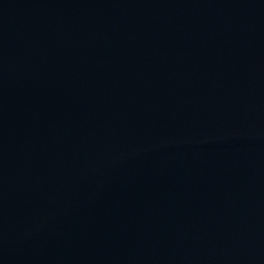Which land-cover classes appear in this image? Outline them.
I'll list each match as a JSON object with an SVG mask.
<instances>
[{
    "label": "water",
    "instance_id": "obj_1",
    "mask_svg": "<svg viewBox=\"0 0 264 264\" xmlns=\"http://www.w3.org/2000/svg\"><path fill=\"white\" fill-rule=\"evenodd\" d=\"M0 264H264V0H0Z\"/></svg>",
    "mask_w": 264,
    "mask_h": 264
}]
</instances>
